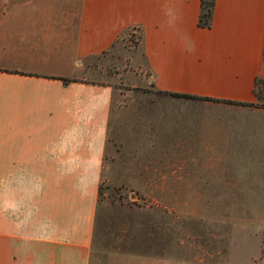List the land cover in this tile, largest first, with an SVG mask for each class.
<instances>
[{"label":"crops","instance_id":"1","mask_svg":"<svg viewBox=\"0 0 264 264\" xmlns=\"http://www.w3.org/2000/svg\"><path fill=\"white\" fill-rule=\"evenodd\" d=\"M199 13L200 0H0V264H91L114 88L81 74L131 29L159 96L133 117L135 148L264 158V107L222 101L259 102L264 0H215L210 27Z\"/></svg>","mask_w":264,"mask_h":264},{"label":"rangeland","instance_id":"2","mask_svg":"<svg viewBox=\"0 0 264 264\" xmlns=\"http://www.w3.org/2000/svg\"><path fill=\"white\" fill-rule=\"evenodd\" d=\"M81 76L114 88L91 264H264V158L174 155L153 162L134 147V115L159 98L137 28L84 60ZM257 103L264 106V93Z\"/></svg>","mask_w":264,"mask_h":264},{"label":"trees","instance_id":"3","mask_svg":"<svg viewBox=\"0 0 264 264\" xmlns=\"http://www.w3.org/2000/svg\"><path fill=\"white\" fill-rule=\"evenodd\" d=\"M214 6H215V0H200V13L198 17L199 26L201 27L211 26ZM61 79L65 82L73 80V79H68V78H61ZM254 93L256 94V96H258V98L261 97L262 93H264V80L262 78L255 79ZM170 94L174 96L194 97L188 94H180V93H170ZM222 101L227 102V103H236V104H243V105H249V106L259 105L258 103H253V102H238V101H233V100H222Z\"/></svg>","mask_w":264,"mask_h":264}]
</instances>
